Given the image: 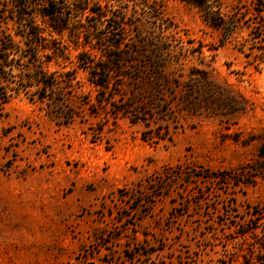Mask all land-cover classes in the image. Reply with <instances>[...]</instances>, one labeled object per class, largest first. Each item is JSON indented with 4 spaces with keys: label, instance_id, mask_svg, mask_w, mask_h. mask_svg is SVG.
I'll return each mask as SVG.
<instances>
[{
    "label": "rangeland",
    "instance_id": "1",
    "mask_svg": "<svg viewBox=\"0 0 264 264\" xmlns=\"http://www.w3.org/2000/svg\"><path fill=\"white\" fill-rule=\"evenodd\" d=\"M29 1L0 0V264H264L258 0H210L224 42L209 0Z\"/></svg>",
    "mask_w": 264,
    "mask_h": 264
},
{
    "label": "trees",
    "instance_id": "2",
    "mask_svg": "<svg viewBox=\"0 0 264 264\" xmlns=\"http://www.w3.org/2000/svg\"><path fill=\"white\" fill-rule=\"evenodd\" d=\"M15 7L19 10V9H26V8H29L31 7V2L29 0H11ZM92 1V0H82V2H84V4L88 5V3ZM182 1H186V2H189V3H193L194 5H196L199 9H202V3H201V0H195V2H191V0H182ZM64 2L63 3H60L58 2L57 0H42V4H41V15L45 18H48L49 20H52V21H55V22H61V21H64L62 18L65 17L67 14L65 12V6H64ZM258 5L260 7L259 9V13L261 14H264V0H258ZM215 6L213 5V1H210L209 0V27H211L212 29L220 32L222 35H223V42L224 40L226 39H229L233 34H234V30H235V27H236V24L234 22V20H232L231 18L232 17H227V16H224L223 14H221L218 10H216L214 8ZM82 9H86L85 8H82ZM20 13V17H21V22L24 21L22 24L23 25H27V20H32L33 22V19L34 17L32 16V14H29V13H22V12H19ZM68 23V22H66ZM64 23V24H60L56 30L58 32L62 31L63 29H66L68 28V26H66L67 24ZM33 26L32 23L28 24V26ZM27 26V27H28ZM38 34L37 33H31L29 32V36L28 37H33V36H37ZM79 35V34H78ZM4 44V43H3ZM28 47H30V44H27ZM109 49H122V44L121 42L119 41L114 43V42H111V44L108 46ZM22 48L20 46L18 47H12V46H9V47H5V46H1L0 48V52H3L4 55H5V59L8 58V56L10 54H14V53H19L21 55L22 53ZM260 51L261 53H264V48H260ZM261 62L264 63V60H262ZM92 69H99L100 67L98 66V64L96 63H93L92 64ZM33 70H37L39 68V66L37 65H33L32 66ZM162 65L159 63L158 65V68H161ZM105 69V68H104ZM2 76H0V84L1 82L3 81L2 80ZM36 85L38 86V91L39 90H43L45 89L46 87H48L50 85V82H47L45 80H41L40 78L37 79V82H36ZM25 85H21V87H18L17 88V93H19L21 90L25 89L23 88ZM7 95V94H5ZM39 97H42V96H39ZM5 98H7L5 96Z\"/></svg>",
    "mask_w": 264,
    "mask_h": 264
}]
</instances>
